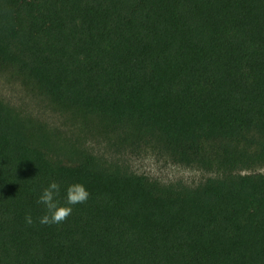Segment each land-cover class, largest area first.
<instances>
[{
  "label": "trees",
  "instance_id": "16d2710c",
  "mask_svg": "<svg viewBox=\"0 0 264 264\" xmlns=\"http://www.w3.org/2000/svg\"><path fill=\"white\" fill-rule=\"evenodd\" d=\"M0 68L208 174L60 153L0 98V264H264V0H0ZM51 181L90 197L44 225Z\"/></svg>",
  "mask_w": 264,
  "mask_h": 264
},
{
  "label": "rangeland",
  "instance_id": "374dc122",
  "mask_svg": "<svg viewBox=\"0 0 264 264\" xmlns=\"http://www.w3.org/2000/svg\"><path fill=\"white\" fill-rule=\"evenodd\" d=\"M0 98L41 134L55 140L60 153L85 149L163 183L181 181L197 185L208 175L176 163L153 141L138 142L133 138L122 142L119 133L110 130L102 120L54 102L12 69L0 68ZM258 172L264 173V168Z\"/></svg>",
  "mask_w": 264,
  "mask_h": 264
},
{
  "label": "clouds",
  "instance_id": "9594fccd",
  "mask_svg": "<svg viewBox=\"0 0 264 264\" xmlns=\"http://www.w3.org/2000/svg\"><path fill=\"white\" fill-rule=\"evenodd\" d=\"M60 188L57 181H51L40 193L37 203L44 205L46 209V214L40 218L41 224L52 225L65 222L72 214V206L86 203L90 197L89 191L83 184H71L66 191V204L61 205L58 199ZM25 219L28 224L33 223L31 215L26 216Z\"/></svg>",
  "mask_w": 264,
  "mask_h": 264
}]
</instances>
